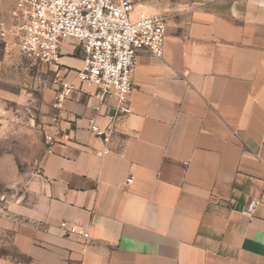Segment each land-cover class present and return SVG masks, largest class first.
<instances>
[{"label":"crops","instance_id":"0c3cea01","mask_svg":"<svg viewBox=\"0 0 264 264\" xmlns=\"http://www.w3.org/2000/svg\"><path fill=\"white\" fill-rule=\"evenodd\" d=\"M154 11L168 17L163 56L136 57L108 144L87 118L104 126L116 97L96 113L64 45L50 115L60 81L77 90L45 129L72 139L46 146L23 201L0 210V264H264V0Z\"/></svg>","mask_w":264,"mask_h":264},{"label":"built area","instance_id":"2783aa9c","mask_svg":"<svg viewBox=\"0 0 264 264\" xmlns=\"http://www.w3.org/2000/svg\"><path fill=\"white\" fill-rule=\"evenodd\" d=\"M11 18L0 20V43L5 53L14 49L34 64L54 65L63 55L64 45H74L82 66L75 70L76 79L96 88L101 105L114 95L113 113L106 114L107 123L100 126L88 117V130L104 144L112 141L117 121L131 112L132 71L140 53L161 58L166 37L165 19L161 15L137 11L134 0H13ZM77 90L72 81L62 80L51 102V121L57 124V113L70 94ZM46 146L70 141L60 129L46 134ZM128 178L127 182H131ZM258 200L250 198L245 212L252 215ZM65 226V222H61ZM87 238L88 233L84 232Z\"/></svg>","mask_w":264,"mask_h":264},{"label":"rangeland","instance_id":"374dc122","mask_svg":"<svg viewBox=\"0 0 264 264\" xmlns=\"http://www.w3.org/2000/svg\"><path fill=\"white\" fill-rule=\"evenodd\" d=\"M140 1L147 3L150 10L136 6L137 11L161 15L166 20V13L154 11L164 2L209 5L231 0H134V3ZM14 11L13 0H0V20L11 18ZM2 47L0 43V210L6 211L10 204L23 201L39 175L46 149L49 96L56 77L53 64H34L14 49L5 53ZM74 55L79 56L78 51ZM11 252V248L0 247V253Z\"/></svg>","mask_w":264,"mask_h":264},{"label":"bare ground","instance_id":"6f19581e","mask_svg":"<svg viewBox=\"0 0 264 264\" xmlns=\"http://www.w3.org/2000/svg\"><path fill=\"white\" fill-rule=\"evenodd\" d=\"M137 2H139V1H137ZM137 2H136V4H135V7H136V5H137Z\"/></svg>","mask_w":264,"mask_h":264}]
</instances>
